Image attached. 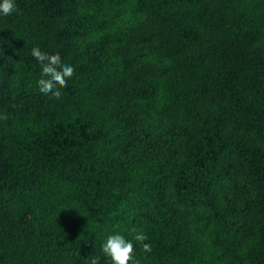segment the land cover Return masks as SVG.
I'll return each instance as SVG.
<instances>
[{
    "label": "trees",
    "instance_id": "obj_1",
    "mask_svg": "<svg viewBox=\"0 0 264 264\" xmlns=\"http://www.w3.org/2000/svg\"><path fill=\"white\" fill-rule=\"evenodd\" d=\"M14 2L0 264H111L102 244L133 227L139 264H264V0ZM33 47L74 68L59 99Z\"/></svg>",
    "mask_w": 264,
    "mask_h": 264
},
{
    "label": "clouds",
    "instance_id": "obj_2",
    "mask_svg": "<svg viewBox=\"0 0 264 264\" xmlns=\"http://www.w3.org/2000/svg\"><path fill=\"white\" fill-rule=\"evenodd\" d=\"M17 11L14 0H0V14L9 16ZM31 55L39 62L41 67V78L37 81L39 91L44 95H51L52 98L59 99L61 96L60 88L67 86V80L74 74V68L71 65L62 63L59 54H47L39 47L31 49ZM0 119L7 120L8 116L2 115ZM130 235L133 239L129 240L121 234L108 235L106 241L101 246V251L111 260V264H139L134 259L133 240L140 244L142 251L150 253L152 246L144 243L148 240L143 230L133 227L130 229ZM90 264H98L96 258H92Z\"/></svg>",
    "mask_w": 264,
    "mask_h": 264
},
{
    "label": "rangeland",
    "instance_id": "obj_3",
    "mask_svg": "<svg viewBox=\"0 0 264 264\" xmlns=\"http://www.w3.org/2000/svg\"><path fill=\"white\" fill-rule=\"evenodd\" d=\"M1 103H6L9 102V99H6L5 97H2L1 99ZM43 103V101H41V99L39 97H35V96H28L25 97L22 101L18 102V103H9L10 107L13 109H20V110H26L29 106L31 105H38L40 103ZM163 146V145H161ZM103 260V257L99 258L98 263H100Z\"/></svg>",
    "mask_w": 264,
    "mask_h": 264
}]
</instances>
